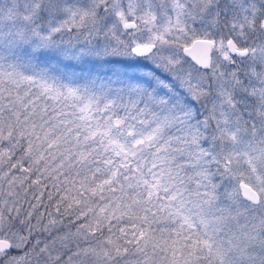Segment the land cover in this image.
<instances>
[{
    "label": "snow or ice",
    "instance_id": "snow-or-ice-1",
    "mask_svg": "<svg viewBox=\"0 0 264 264\" xmlns=\"http://www.w3.org/2000/svg\"><path fill=\"white\" fill-rule=\"evenodd\" d=\"M0 264H264V0H0Z\"/></svg>",
    "mask_w": 264,
    "mask_h": 264
}]
</instances>
